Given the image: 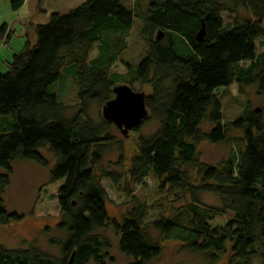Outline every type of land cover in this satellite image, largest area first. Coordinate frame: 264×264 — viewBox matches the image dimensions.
Wrapping results in <instances>:
<instances>
[{
    "label": "trees",
    "instance_id": "obj_1",
    "mask_svg": "<svg viewBox=\"0 0 264 264\" xmlns=\"http://www.w3.org/2000/svg\"><path fill=\"white\" fill-rule=\"evenodd\" d=\"M8 1L13 12L26 4ZM129 2L83 0L67 13H52L46 24L31 22L24 49L13 56L7 73L0 72V226L23 220L4 207L13 163L49 168L41 153L48 149L56 161L50 185L63 183L55 196L62 215L56 228L66 236L59 243L60 258L0 244V264H107L112 245L100 232L108 225L129 264H150L162 255V242L149 229L181 241L185 250L212 264L224 256L237 264L255 259L264 264V115L247 105L243 115L226 123L218 94L233 85H257L264 94V52L258 51V41L264 45V0H135L132 7ZM239 10L252 18L226 23L224 14ZM137 23L146 54L135 66L124 62L126 74L112 72ZM203 26L205 36L198 41ZM6 34L9 40L12 34L3 25L0 38ZM96 44L99 55L90 60ZM64 76L78 87L79 108L72 117L55 89ZM136 82L151 86L147 108L159 127L139 137L130 178L137 183L152 174L169 203L185 202L171 218L149 224V206L138 199L121 222L110 219L97 168L118 144L115 126L89 115L93 105L103 109L114 99L116 86L133 89ZM205 122L209 132L202 130ZM144 124L133 131L140 133ZM232 129L243 132V150L217 166L199 162L198 146L226 144ZM116 165L124 169L123 151ZM186 167L197 170L198 184ZM100 172L114 186L124 179L122 173ZM204 194L217 196L222 208L205 205ZM227 215L225 225H213Z\"/></svg>",
    "mask_w": 264,
    "mask_h": 264
},
{
    "label": "rangeland",
    "instance_id": "obj_2",
    "mask_svg": "<svg viewBox=\"0 0 264 264\" xmlns=\"http://www.w3.org/2000/svg\"><path fill=\"white\" fill-rule=\"evenodd\" d=\"M26 9L13 12L8 0H0V28L3 25L12 26L13 22L21 24L29 18V21L36 24H46L49 22L53 12L67 13L83 3V0H26ZM135 0H130L128 6L132 7ZM143 8V7H142ZM141 8V9H142ZM142 10H145V6ZM228 24L235 20L243 21L252 18L249 13L239 10L236 14H224ZM37 20V21H35ZM264 25V22H263ZM5 35L0 43V47L7 52L0 53V72L7 73L9 64L15 54H19L25 46L17 47L18 37L11 45L12 50H8L10 45ZM127 50L121 57V61L112 67V72L126 74L125 63L135 66L138 61L146 54L147 44L140 34V24L137 23L127 39ZM263 41H258V51L264 52ZM98 44L94 45L90 52V60L99 55ZM67 72V70H64ZM64 72V73H65ZM65 75V74H64ZM133 89L147 95L151 93V86H143L136 82ZM56 92L59 100L67 108L66 115L74 116L78 112L77 93L78 87L75 81L64 76L56 85ZM223 103V115L226 123H231L243 115L247 105L253 110H260L264 115V94L258 93V86L239 88L233 85L218 93ZM90 117L99 122L102 116V107L93 105L89 113ZM114 125V124H113ZM115 126V125H114ZM159 127V123L150 118L145 120V124L140 133L131 131L128 136H124L118 128H113L112 133L118 144L106 152L102 166L97 168V175L108 193L107 209L111 220L121 222L128 210L133 205V199L145 202L149 206V213L146 223L149 224L160 218H171L181 207L184 201L169 203L165 195L159 190V182L152 175L148 174L140 182H133L129 175L132 159L138 154V139L140 136L148 137ZM211 125L203 123L202 130L209 132ZM230 142L221 145H213L209 142L201 143L198 148L199 162L209 166H217L222 161L229 160L233 154L243 150L244 134L239 130L230 131ZM122 150L120 149V146ZM124 152V169L118 164L121 152ZM41 153L48 160L49 168H42L37 164L16 161L13 163V173L11 184L4 196V207L10 213H16L23 217L19 223H12L4 227L0 226V244L9 250L38 249L48 256L60 258L62 243L66 236L65 233L57 230V225L61 222V209L55 198L62 182L50 185V169L55 164V158L48 149H43ZM186 171L193 183L198 184L200 179L197 170L193 167H186ZM102 170L122 173L124 179L118 186H114L110 180L101 177ZM202 202L212 208H222L220 199L213 194L201 195ZM187 202V201H186ZM230 215L218 217L213 225H225ZM150 234L162 242L163 253L157 260L150 264H212L203 254H193L183 248L182 242L174 238L163 239L161 234L153 229H149ZM108 240L112 249L109 253L110 259L107 264H129L131 260L126 257L119 249V236L113 226L108 225L100 232ZM218 264H237L230 262L228 256L222 257ZM253 264H261L258 259Z\"/></svg>",
    "mask_w": 264,
    "mask_h": 264
},
{
    "label": "water",
    "instance_id": "obj_3",
    "mask_svg": "<svg viewBox=\"0 0 264 264\" xmlns=\"http://www.w3.org/2000/svg\"><path fill=\"white\" fill-rule=\"evenodd\" d=\"M204 36L205 27L203 26L197 36L198 41H202ZM158 39H161V34H159ZM113 93L114 99L102 109L103 118L105 121L114 124L124 136H128L131 131L149 118L148 95L137 92L126 84L116 86Z\"/></svg>",
    "mask_w": 264,
    "mask_h": 264
},
{
    "label": "crops",
    "instance_id": "obj_4",
    "mask_svg": "<svg viewBox=\"0 0 264 264\" xmlns=\"http://www.w3.org/2000/svg\"><path fill=\"white\" fill-rule=\"evenodd\" d=\"M50 2H54L55 0H49ZM28 3H26L25 5H24V7L22 8V10H25L26 9V5H27ZM21 11V10H20ZM54 13V12H53ZM60 13H62V12H60ZM52 14V13H51ZM31 21L32 20H30L29 21V18L27 19V20H24L23 22H21V24L20 25H18V23H16V22H13V24H12V26H9V25H7L8 26V30H9V32L12 34V37L8 40V43H9V45H10V48L8 49V50H12V47H11V45H13L14 44V40L16 39V36H15V33H16V35H17V37H18V44H17V47H23L24 46V42H25V37H26V33H27V28H28V26H29V24L31 23ZM35 21H37V20H35ZM38 22V21H37ZM7 35V34H6ZM6 38H7V36H6ZM32 39H35V37H34V35L32 36ZM1 41H2V39L0 38V43H1ZM5 48H1L0 47V53L2 54V52H7L6 50H4Z\"/></svg>",
    "mask_w": 264,
    "mask_h": 264
}]
</instances>
